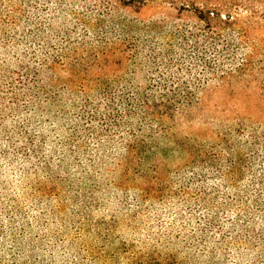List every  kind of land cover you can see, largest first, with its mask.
Wrapping results in <instances>:
<instances>
[{"label":"rangeland","instance_id":"1","mask_svg":"<svg viewBox=\"0 0 264 264\" xmlns=\"http://www.w3.org/2000/svg\"><path fill=\"white\" fill-rule=\"evenodd\" d=\"M108 7L103 0H0V63L12 72L36 56L41 61L67 50L65 33L77 41L86 29L91 41L95 29L103 34L113 17L126 16L137 20L132 44L153 38L166 53L171 41L180 59L176 73L186 77L192 70L202 78L206 29L193 14L163 9L151 17V10L131 7L109 17ZM152 20L164 29L145 32L144 23ZM38 28L43 37H24ZM188 31L197 33L199 50L185 43ZM133 66L125 64L126 75ZM139 68L140 84L162 77V68L151 72L144 63ZM58 72L68 79L67 71ZM103 76L114 83L112 72L90 74L96 81ZM200 95L203 105L176 125L190 136L192 156L175 151L156 162L128 161L119 142L98 150L92 139L70 150L65 138L71 122L65 117L10 109L3 102L8 108L0 109V264H264V206L250 198L251 173L234 188L206 167V147L213 145L207 131L219 127L206 118L238 103L217 90L208 92L206 107V91ZM67 97L64 93L68 105Z\"/></svg>","mask_w":264,"mask_h":264},{"label":"trees","instance_id":"2","mask_svg":"<svg viewBox=\"0 0 264 264\" xmlns=\"http://www.w3.org/2000/svg\"><path fill=\"white\" fill-rule=\"evenodd\" d=\"M103 1L109 5V17L131 7L137 11L151 10V17L163 9L193 14L206 29L202 78L194 77L192 70L186 77L176 73L180 59L174 54L171 41L166 53L158 50L153 38L132 44L135 41L131 34L137 20L113 17V26L103 34L94 33L95 29L91 41L86 29L77 41L65 33L67 50H57L41 61L36 56L31 64L19 63V69L12 72L6 62L0 63V109L8 108L1 106L7 100L10 109H36L54 113L58 119L65 117L71 122L65 138L70 150L75 144L84 147L92 139L98 150L119 142L124 143V157L128 161L138 157L142 162H156L158 157H167L175 151L184 153L187 159L192 156L190 136L176 129L177 121L190 119L193 109L203 105L201 93L206 91V107H210L208 92L223 90L228 99L238 104L235 109H224V114L206 118L219 123L217 129L207 131L213 145L206 147V167L234 188L250 172L255 193L250 198L256 207H263L264 0ZM97 23L100 24L99 19ZM143 26L147 33L164 29L155 20ZM43 36L44 31L39 28L34 34L24 35L36 39ZM183 36L186 44L191 42L195 49H200L195 31L185 32ZM129 43L133 48L128 47ZM127 62L134 66L126 75ZM143 63L151 72L162 68V77L153 83L140 84L137 74ZM97 69L102 74H115L114 83L104 76L98 81L92 79L90 74ZM59 70L67 71V80L62 79ZM93 88L96 95H91ZM64 93L71 96L67 97L68 105ZM53 109L59 110L56 113ZM72 111L77 113L75 119ZM25 134L33 145L29 131ZM25 149L22 151H28ZM248 156L252 159L248 160Z\"/></svg>","mask_w":264,"mask_h":264}]
</instances>
